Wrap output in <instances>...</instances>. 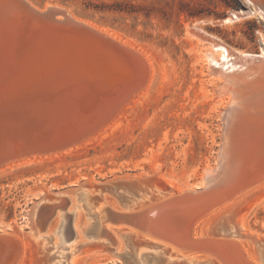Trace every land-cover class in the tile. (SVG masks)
Returning <instances> with one entry per match:
<instances>
[{
  "label": "rangeland",
  "instance_id": "rangeland-1",
  "mask_svg": "<svg viewBox=\"0 0 264 264\" xmlns=\"http://www.w3.org/2000/svg\"><path fill=\"white\" fill-rule=\"evenodd\" d=\"M30 1L40 8H45L49 3L62 4L61 6L71 9L70 12L75 16L102 29H108L110 33L125 41L136 42L149 58L152 77L146 91L144 90L135 102L126 106L114 120L95 132L88 140L75 141L70 148H67V145L71 142H67L68 144H64L67 149L64 148L65 151L60 153V156L57 154L54 155L57 157L46 160H28L0 170V228L6 224L14 226L20 222L30 226L36 203L48 198L54 199L55 192L58 191L68 192L65 195L67 199H58L59 204H65L72 199L79 202L75 211L83 213L82 225L96 222L100 214L98 210L104 205L103 201L98 204L101 195L112 197L114 191L131 196L143 191L104 188L106 182L120 176L152 175L155 177L152 184L164 190H167V187L177 190L188 184H199L204 177L206 166L217 162L222 136L221 112L227 108L229 102L228 95L219 96L216 90L225 79L221 75L210 73L211 64L203 55L216 51L212 45L216 41L223 43L236 54L244 52L252 54L253 57L262 54L264 18L258 13H252L245 0ZM16 13L10 14L12 16H8V21L3 22L5 36L12 44V49L9 50L12 54L15 53L9 63L3 62L0 65V99L18 81H27L29 78L28 83L43 81L56 71L65 74L58 80V89L64 90L63 79L67 82L70 77L72 80L69 81L68 88L77 83L76 87L74 86L76 89L82 79L79 73L86 66H78V72L72 71L71 76L67 74L68 67L71 69L80 64L84 58H93L98 50L97 46L84 43L66 31L33 24L26 19L19 20V12ZM13 16L18 20L13 22ZM11 24L12 28L15 27L13 31L9 29ZM134 72L133 69L100 68L90 74L86 82L89 87L81 86L76 89L77 95L88 98V104L108 102L131 80L126 76L130 78ZM54 95L55 93L51 97L48 95L45 100H51ZM61 119L56 122L59 123ZM82 185L87 190L92 188L94 191V187L106 190L104 193L96 191L92 194L88 205L82 200L83 194H78L82 190L74 192ZM70 202L68 212L73 208L72 201ZM240 207L245 211L243 214L239 212L237 218L241 228L238 224L232 227L231 224L235 222L224 220L222 217L225 218L226 215L223 214L215 220L219 219L221 224H224L223 228L220 226L221 231H235L237 235L240 233L238 239H242L241 242L255 252V241L262 240L264 246V191L249 197ZM75 219L73 217V223ZM54 220L55 218L50 223ZM206 220L204 225L208 223ZM107 227L125 225L107 223ZM90 231L89 236L83 233L82 241L73 242L76 245L75 250H79L80 254L75 264H165L162 258L155 259L147 254L142 256V252L152 251L148 246L146 249V245L142 247L143 251L139 255L141 248L137 245L140 243L136 246H126L125 240L119 235L122 239L118 240L120 243L116 248L113 239L110 240H113L111 244H107L109 241L104 237L93 235V239V231ZM52 235L55 238L56 233L53 232ZM58 235L57 239H60ZM90 240L92 242H89ZM47 243L52 247L54 241L49 238ZM66 244L71 245L72 242ZM31 260L32 257L27 264H31ZM69 262L67 258L66 264ZM171 264L187 263L178 260Z\"/></svg>",
  "mask_w": 264,
  "mask_h": 264
},
{
  "label": "bare ground",
  "instance_id": "bare-ground-1",
  "mask_svg": "<svg viewBox=\"0 0 264 264\" xmlns=\"http://www.w3.org/2000/svg\"><path fill=\"white\" fill-rule=\"evenodd\" d=\"M245 1L252 13H258L264 18V0ZM58 4L49 3L45 8H40L39 6L34 5V3L30 0H0V65L3 62L9 63V61L13 59V54L15 53L13 50V54L10 52L9 49H12V44L8 41V38H6L5 32L3 31L4 24L6 23L5 20L8 16H12L10 14L19 12V20L26 19L28 22H32L33 24L50 27L54 30L66 31L67 33L78 37L80 41L84 43L87 42L88 44H94L97 46L98 50L93 58L88 60L84 58L80 64H73L74 67H71V69L67 66V74L70 76L72 71L80 69L78 66H86V69L83 68L79 73L82 79L78 83L79 86H77L76 89L81 86L89 87L88 84L86 85V82L88 81L90 74L100 68L113 67L114 69H133L135 72L130 78L126 76L131 80L122 87L123 89L113 99L108 102L104 101L102 104L91 102L93 105H90L91 103L88 104V98L85 99L86 97H79L77 95V90L75 89L77 83L76 85H70L71 87L68 88L69 81L72 80L71 77H68L69 79H67V82L63 79L64 82L62 85L64 87L62 88H64V90L61 91L60 88L58 89V80H61V78L65 75L58 71L54 72L50 77L44 79L43 81L28 83L27 81L30 79L29 78L27 81L23 80L22 82H16L8 93L0 99V170L28 160H46L60 156V153L65 151L63 150L64 148L67 146V148L73 147V142H78L80 140L83 142L88 140L95 132L108 125V123L114 120L126 106L135 102L137 97H139L144 90L146 91L150 85L149 83L151 82L150 80L152 77L151 64L146 53L139 48L136 42H131L129 40L125 41L123 38L110 33V30L102 29L88 20L81 19L75 16L74 13H71V9L69 10V8L67 9L66 7L61 6L62 4ZM234 15L236 18L239 17L236 13ZM14 18L13 22L14 20H18ZM3 22L5 23L3 24ZM13 22L11 23L13 24ZM12 24L11 28L9 27L11 31L15 28H12ZM37 32L39 31L37 30ZM16 33L14 35H16ZM25 39L29 40L27 38ZM212 45L213 49L216 51H209L210 53H204L203 56L206 57L208 62L211 64L209 66L210 73L221 75L225 79L221 85L216 87L219 96L228 95L229 97V107L226 113L223 114V111L226 108L221 112V115H223V123H221V127L224 132L223 142L224 146H227L226 150L224 148V154L228 152L226 160L227 164L230 166L229 170L225 173L226 177L224 176L223 180L227 183L230 182V186L228 187L233 186V188L229 190L228 195H233L236 190L238 193L241 192V185L246 188L240 196H237L230 204L224 206L225 208L223 207L222 210H219L218 212L216 211L209 220L205 221L208 223H206V227L202 230V233L204 234V232L207 231L208 234L214 235L215 228H219L220 230V226L223 228L224 225L221 224L219 219L215 220L216 217L220 215L222 216V214L223 216L226 215L225 218H222L229 223L234 221L235 223L233 222L234 224H231L232 227H236V224L240 227L241 224L239 221L237 222V218L239 212L242 214L245 212L244 208L241 209V204L249 197L264 191V177L258 180L261 178L259 177L260 174L264 175V165L262 160L258 156H254L252 154L246 156L244 148L246 147V142L257 143L258 139H264L260 131V129L264 130V52L258 56L256 55L257 57H253L252 54L244 52L236 54L235 51L217 41L213 42ZM28 47H30V45H28ZM48 48L49 47L46 49ZM15 50H17V48ZM21 66L23 67V65ZM69 66H71V63H69ZM61 69L63 70L64 68ZM4 74L6 73L4 72ZM29 75H31V73ZM25 77L27 76L25 75ZM65 86H67L66 89ZM23 92H27V94H23ZM57 92L60 93L57 94ZM54 93V97L51 100L48 99V101H46L48 95L51 97ZM95 96L96 94L94 97ZM96 99L95 101H98ZM59 117L62 119L58 123L56 121L60 119ZM257 126L258 128L256 129ZM67 142L71 143H69L70 145L65 146L64 144H68ZM228 145L230 148H228ZM259 153H262L264 156V144L261 145ZM231 155L240 157H236V162H240L241 159L242 162L244 160V164L239 167L233 164L230 165L232 158L230 157ZM236 173L239 174V177ZM216 174L217 170L214 164L206 166L201 183H204L206 179L212 176L214 177ZM137 176L145 175L141 174ZM196 186L197 185L188 184L187 186L178 188L175 191L181 192L184 190H193L196 189ZM134 188L143 191L137 194H132L131 196H125L122 193L117 194L114 191L112 193V197H107L105 194L101 195V198L98 200V204L103 201L104 205L102 203L101 205L103 206L100 207V210H98L100 213L99 215L97 214L99 216L97 217L98 220H95L96 222H87L83 225L81 224L83 221L82 218H84L83 213L75 211L78 206L77 203L79 202L72 199L68 200L69 202L65 204H59L58 201L61 199H53L52 201L57 209L54 216V222L52 224L50 223L46 227L41 226L34 228L33 226L32 228H34V231H27V233H25V235L29 236L26 243L29 249V256L24 264H27L29 262V258L31 257V264H66L67 258L70 260L68 264H75L80 254L78 253L79 250H75L76 245L73 242L82 241L81 239L83 238V233L87 236L88 231L90 230L93 231L91 234L92 236L96 235L97 237L106 238V240L109 241L107 244H111L114 240L116 248H118V244L120 243L118 240L122 239L119 235L125 240L126 246L131 244L136 246L137 243H140V245H137L138 248H141V251L137 250L139 251V255L146 245V249L148 246L152 248V251L142 252V256L147 254L151 255L155 259L162 258L164 259L165 264H171L172 262L178 260L184 261L187 264H213L210 259H205V257L201 255L183 256L174 252H167L163 246H151L142 242L139 239L138 234L132 231L131 228L134 224H136V222L140 225L145 224L144 226L147 224L150 225V219L152 218V213L154 211V208L150 207L154 205H162L165 201L164 198L167 193L165 192L166 190L157 187L152 184V182L134 185ZM91 189L87 190L86 188L84 189L83 187H80V189H75L74 192L82 190L81 193L78 194H83L84 197L82 200L84 199L86 203L90 205L92 200L91 195L96 193L94 190L95 187L93 189L95 192ZM96 190L99 191V193L101 192V190ZM78 197L80 199V196ZM70 201H72L73 207L70 209V212L73 213V216L67 211L69 206L68 204L71 203ZM137 208H142L138 212L142 213L143 210L145 219L141 217V215L139 216L136 214L137 211L135 210ZM89 210L91 209L89 208ZM163 210H165V208H161L160 212ZM193 213L194 212L192 211L185 212L181 209L178 216L185 214V216H187L186 219H188L187 224H190L192 222L190 220H195L196 218ZM73 217L74 219L76 218L75 223H73ZM241 219L242 218H240V221ZM91 220H93V218H91ZM69 221L74 231L73 235L69 232ZM107 223L125 225V227H107ZM80 224L82 225V230L79 228ZM53 232L56 233V235L59 234L60 236L58 235V237H60V239H57L56 235L55 238H53ZM221 232L229 235L227 236L228 238L223 237L227 239V243H232L233 246L241 250L244 254L245 251L247 252L248 256H246V254L245 256L248 260H251L256 264H264V246L261 243L262 240L255 241L254 245L256 244V251L254 252L251 251L252 248L248 249V247L241 242L242 239H238L240 233L237 235L235 231H231L230 233H227L226 231ZM33 234L36 238L33 237ZM49 238L54 241L52 247H49L47 243ZM92 238L94 239V236ZM111 239L113 240L110 241ZM91 240L89 242H92ZM69 242H72V244L67 245L66 243ZM48 248H51L49 255L47 250ZM124 249L125 247L122 248V250ZM51 255L53 258L50 262H48V256ZM138 258L139 257H137V260H139Z\"/></svg>",
  "mask_w": 264,
  "mask_h": 264
},
{
  "label": "water",
  "instance_id": "water-1",
  "mask_svg": "<svg viewBox=\"0 0 264 264\" xmlns=\"http://www.w3.org/2000/svg\"><path fill=\"white\" fill-rule=\"evenodd\" d=\"M228 107L229 105L223 111V114L226 113ZM221 123H223V115H221ZM257 128L258 126L256 129ZM260 131L261 135L264 137V130L260 129ZM223 134L222 128L218 159L217 162L214 163L217 174L214 177L212 176L206 179L204 183L200 182V184H197L196 189L193 190L176 192L174 189L167 187L165 191L167 195L162 205L150 207L154 208L152 218L150 219V225L147 224L144 226L145 224L140 225L136 222L131 228L132 231L138 234L142 242L151 246H163L167 252H174L183 256L201 255L204 256L205 259H210L213 264H256L247 259L246 256H248V254L246 251L245 256V254L233 246L232 243H227L226 238H228L227 236L229 235L222 233L219 228H215L216 231L214 230V235L208 234L207 231H205L204 234L202 233V230L206 227L204 225V220L224 206L230 204L233 199L240 196L246 189L241 185V192L238 193L236 190L233 195H228L229 190L233 188V186L228 187L230 186V182L227 183L223 180L225 173L230 168L226 160L228 152L224 154V148L226 150L227 146H224ZM263 144L264 139H258L257 143L246 142V147L244 148L246 156H249V154L258 156L264 165V156L262 153H259V149ZM230 146L228 148H230ZM232 155L230 156L232 157L230 165L233 164L239 167L244 164V160L242 162L240 159V162H236V157L238 156L235 157ZM236 175L239 177V174L236 173ZM259 177L258 180L262 179L264 175L260 174ZM154 181L155 177L148 174L145 176L126 175L106 182L107 184H105L104 188L108 190L121 188L131 191L130 189H135L134 185ZM80 187L85 188L84 185ZM80 187L77 189H80ZM104 188L100 189L95 187L94 190L97 191L96 189H98L103 192L106 190ZM67 193V191L55 192V198L59 199L64 197L67 199V197H65ZM52 200L53 198H48L43 202L40 201L36 203L30 226H27L24 222H20L14 226L6 224L0 228V264H24L26 262L29 256V249L26 244L29 236L25 235V233H27V231H34L35 227H46L50 224L57 210ZM161 208H165V210L160 212ZM141 209L142 208H137L135 210L137 211L136 214L139 216L141 215V217L145 219L143 210L142 213L138 212ZM181 209L185 212H194L193 215L196 216V218L194 217L195 220H190L192 222L187 224L188 219H186L187 216H185V214L178 216ZM33 226L34 228H32ZM68 226L70 234L73 235L74 231L70 221ZM33 237L36 238L34 234ZM50 249L51 248L47 249L48 255ZM52 258V255L48 256V262H50Z\"/></svg>",
  "mask_w": 264,
  "mask_h": 264
}]
</instances>
